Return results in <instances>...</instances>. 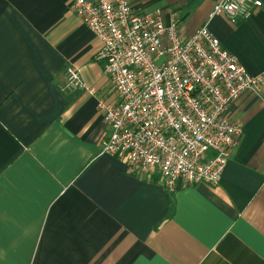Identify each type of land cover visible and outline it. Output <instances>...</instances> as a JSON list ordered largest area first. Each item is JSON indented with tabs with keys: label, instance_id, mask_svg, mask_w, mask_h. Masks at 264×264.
Instances as JSON below:
<instances>
[{
	"label": "crops",
	"instance_id": "crops-1",
	"mask_svg": "<svg viewBox=\"0 0 264 264\" xmlns=\"http://www.w3.org/2000/svg\"><path fill=\"white\" fill-rule=\"evenodd\" d=\"M71 0H0V264H264V86L227 110L242 137L220 183L164 185L102 153L118 95ZM96 1V0H89ZM217 0H133L184 36L207 25L264 70V0L238 23ZM84 87L68 86V67ZM95 92H93V91Z\"/></svg>",
	"mask_w": 264,
	"mask_h": 264
},
{
	"label": "built area",
	"instance_id": "built-area-1",
	"mask_svg": "<svg viewBox=\"0 0 264 264\" xmlns=\"http://www.w3.org/2000/svg\"><path fill=\"white\" fill-rule=\"evenodd\" d=\"M262 4L217 0L210 18L238 23ZM70 9L101 41L97 58L118 95L113 103L99 99L111 126L102 153L124 158L133 175L157 168L171 191L183 179L218 185L242 137L228 107L262 89L264 70L249 72L207 25L184 36L159 12L135 11L133 0H71ZM68 73L69 87L85 86L78 67Z\"/></svg>",
	"mask_w": 264,
	"mask_h": 264
}]
</instances>
